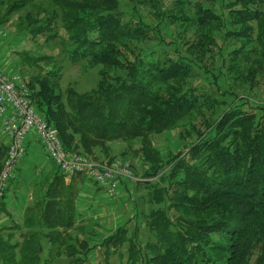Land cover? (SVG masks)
Instances as JSON below:
<instances>
[{
	"label": "trees",
	"instance_id": "1",
	"mask_svg": "<svg viewBox=\"0 0 264 264\" xmlns=\"http://www.w3.org/2000/svg\"><path fill=\"white\" fill-rule=\"evenodd\" d=\"M13 17L16 38L55 46L22 55L33 72L20 78L63 149L111 161L122 142L143 180L121 184L132 215L116 224L115 204L95 215L104 191L88 180L84 207L62 174L21 216L1 200L0 264H91L99 251L103 264H264V0H0V27ZM64 62L94 87L63 92ZM166 134L178 144L164 154L151 138Z\"/></svg>",
	"mask_w": 264,
	"mask_h": 264
},
{
	"label": "built area",
	"instance_id": "2",
	"mask_svg": "<svg viewBox=\"0 0 264 264\" xmlns=\"http://www.w3.org/2000/svg\"><path fill=\"white\" fill-rule=\"evenodd\" d=\"M0 128L8 139L7 153L0 170V201L18 164L25 155L26 141L34 134L48 160L65 176H82L92 181L110 199H115L123 180H133L128 163L104 161L95 163L79 153L66 152L57 137L37 112L29 92L18 76L0 71Z\"/></svg>",
	"mask_w": 264,
	"mask_h": 264
},
{
	"label": "rangeland",
	"instance_id": "3",
	"mask_svg": "<svg viewBox=\"0 0 264 264\" xmlns=\"http://www.w3.org/2000/svg\"><path fill=\"white\" fill-rule=\"evenodd\" d=\"M16 31H15V19L14 17L10 20V22L6 25H3L0 27V71L9 76V77H14V76H18V77H23L24 79H26L28 76V74L33 72L32 68H29L24 61V57L22 55H27V56H31L33 54L37 55V56H41L44 55L45 53H48L49 51H53L55 50V46H53L52 48H46L45 47H41L37 46L35 44H32L31 42H27L25 40H22L21 38H16ZM57 50L60 51V48L57 46ZM58 52H55L56 55V59L57 60H62L61 54ZM250 52V56L251 58H256L258 57L259 51H258V47L256 45L255 42H252L250 45V48L247 50ZM256 52H258L256 54ZM20 70H25L26 73L23 75H20ZM62 79H61V90L63 92H65L68 88H75L76 92L81 93L84 91H89L94 87V83H95V75L93 73L88 72L85 69V66L83 65H76V66H71L70 64H68L67 62L63 63L62 66ZM2 133L0 132V135ZM176 135L175 134H166V135H162V136H154L151 138V142L153 144V146L160 151L161 153H168L169 151L173 150L175 146H177L176 144H178L176 141ZM110 149H111V155L113 157V159L111 160L112 162L118 161V162H122V163H128L130 166V170H131V175L133 177V180H129L131 183H136L138 180H143L142 179V174H141V165H138V163H136L134 161V158L132 156V152L129 149V147L122 143V142H116L114 144L110 145ZM133 149H137V144H133ZM125 153L126 158H121L120 154ZM90 159L95 162V163H102L104 161H110L106 158H104L103 156H101V154L98 156V160H95L94 158L90 157ZM132 166V167H131ZM128 180H125V182ZM129 182V183H130ZM89 186L91 187V182L88 183ZM122 184V183H121ZM122 190V194L118 195L117 200H113L110 199L105 193L100 194L97 193L94 195V199L95 202H97L96 205H93L92 202V197H88V204L89 205H93L95 206V215L98 218H102L101 215H99L100 212H102L103 210H107L110 211V207H106V206H110L115 204V210L119 211V216L118 213L115 211L111 212L114 220V224L118 223V218H120V220H125L126 218H130V216L132 214H130V211L132 210V207L129 204H124L122 206V202H123V192L124 189L122 187V185L119 187L118 189V194H119V190ZM93 190V189H92ZM95 192V191H94ZM142 193H144V191L141 190ZM7 194V193H6ZM94 194V193H93ZM8 196V194H7ZM81 199L82 201L86 202V195L85 193H83V195H81ZM112 200V201H111ZM80 201L81 203H84ZM107 211V213H108ZM114 213V214H113ZM132 213V212H131ZM103 214V213H102ZM100 221H98L99 223ZM106 224V222H105ZM106 228V226H104ZM16 238H18V235H15ZM137 236H138V240L141 243H145L146 241H148V239H150V236L146 230L145 224H143L141 222L138 230H137ZM111 263L113 264H119V259L116 256H111L110 260ZM103 255L102 252L99 251L97 252L93 258H91V264H103ZM124 263V260H123Z\"/></svg>",
	"mask_w": 264,
	"mask_h": 264
},
{
	"label": "crops",
	"instance_id": "4",
	"mask_svg": "<svg viewBox=\"0 0 264 264\" xmlns=\"http://www.w3.org/2000/svg\"><path fill=\"white\" fill-rule=\"evenodd\" d=\"M0 148H5L7 152L8 139L0 128ZM6 157V153L3 158ZM3 161H1V166ZM0 166V167H1ZM60 173L54 164L48 160L44 148L38 142L34 134H31L26 141L25 155L18 164L13 179L8 185L7 194H5L4 203H6L7 211L11 213V217H17L24 213L25 209L33 204V202L47 189L46 184L54 182ZM65 185H69L74 181V188L81 191V195H86V205L88 207V197L93 196V188L89 186L88 179L82 176H65ZM85 179V181H81ZM49 181V182H48ZM125 184V180L122 181ZM46 187V189H45ZM122 194L120 188L119 195ZM16 211V212H14Z\"/></svg>",
	"mask_w": 264,
	"mask_h": 264
}]
</instances>
